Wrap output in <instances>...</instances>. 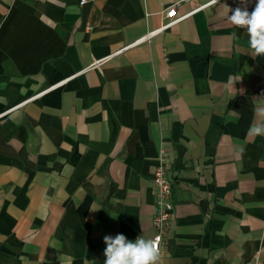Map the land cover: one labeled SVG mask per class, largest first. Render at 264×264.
<instances>
[{"label":"crops","instance_id":"obj_1","mask_svg":"<svg viewBox=\"0 0 264 264\" xmlns=\"http://www.w3.org/2000/svg\"><path fill=\"white\" fill-rule=\"evenodd\" d=\"M255 1L0 0V264H104V236L152 240L163 162L157 264H264V55L228 20Z\"/></svg>","mask_w":264,"mask_h":264},{"label":"clouds","instance_id":"obj_2","mask_svg":"<svg viewBox=\"0 0 264 264\" xmlns=\"http://www.w3.org/2000/svg\"><path fill=\"white\" fill-rule=\"evenodd\" d=\"M212 2L216 3L217 0ZM228 20L231 24L246 29L253 57L264 55V0H257L256 7L251 13L237 7L232 10V15H228ZM254 120L256 122L249 127L248 135L264 136V104H257L255 107ZM103 240L106 244L104 264H157L160 259L155 241L137 237L133 242L123 234H117L115 237L106 235Z\"/></svg>","mask_w":264,"mask_h":264},{"label":"built area","instance_id":"obj_3","mask_svg":"<svg viewBox=\"0 0 264 264\" xmlns=\"http://www.w3.org/2000/svg\"><path fill=\"white\" fill-rule=\"evenodd\" d=\"M86 1L87 0H80V4L83 5ZM256 4L257 0L250 8V12L254 10ZM177 8V5H173L171 8H169V10H165L162 13V17L165 22L160 31L167 30L168 28L175 25L180 19H182L177 18ZM154 33L155 32L152 34ZM163 163L157 166L153 178L154 193L157 198V209L154 219V228L156 233L152 238V241H155L158 245L159 256L162 252V246L167 237V233L171 225L172 215L175 209L174 181L170 176L168 167H166V165Z\"/></svg>","mask_w":264,"mask_h":264}]
</instances>
